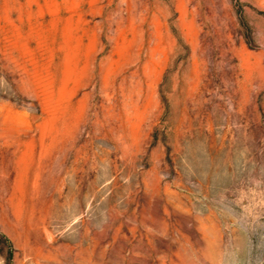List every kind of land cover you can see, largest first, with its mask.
Listing matches in <instances>:
<instances>
[{"label":"rangeland","instance_id":"374dc122","mask_svg":"<svg viewBox=\"0 0 264 264\" xmlns=\"http://www.w3.org/2000/svg\"><path fill=\"white\" fill-rule=\"evenodd\" d=\"M0 264H264V0H0Z\"/></svg>","mask_w":264,"mask_h":264}]
</instances>
